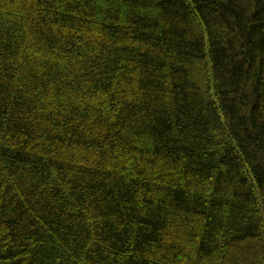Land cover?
<instances>
[{"label":"trees","instance_id":"obj_1","mask_svg":"<svg viewBox=\"0 0 264 264\" xmlns=\"http://www.w3.org/2000/svg\"><path fill=\"white\" fill-rule=\"evenodd\" d=\"M0 264H264V0H0Z\"/></svg>","mask_w":264,"mask_h":264}]
</instances>
